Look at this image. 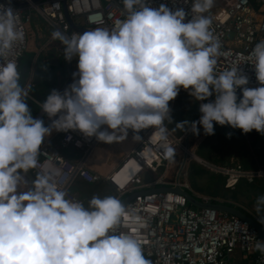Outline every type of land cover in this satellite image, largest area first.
<instances>
[{
  "label": "clouds",
  "instance_id": "obj_1",
  "mask_svg": "<svg viewBox=\"0 0 264 264\" xmlns=\"http://www.w3.org/2000/svg\"><path fill=\"white\" fill-rule=\"evenodd\" d=\"M213 2L192 0V18L185 22L183 8L122 0L126 16L111 28L70 35L53 31L51 38L64 45V59L78 60L73 82L63 92L52 89L40 104L51 119L48 126L33 117L17 64L4 59L24 40V32L13 9L0 3V264H151L134 236L116 232L126 216L118 198L93 196L85 207L66 198L48 171L20 190L53 130L79 131L111 144L126 139L129 130L140 141L141 130L157 129L159 148L171 158L175 149L163 125L172 122L169 102L182 87L196 101L213 93L215 98L199 104L198 121L177 126L187 124L196 135L202 127L205 135H213L215 122L264 134V40L249 53L260 86L247 87L249 78L239 65L217 73L220 45L204 15ZM89 19L98 22L99 16ZM261 209L264 195L256 199L257 212ZM258 220L264 224V217ZM255 248L264 254V240H257Z\"/></svg>",
  "mask_w": 264,
  "mask_h": 264
},
{
  "label": "built area",
  "instance_id": "obj_2",
  "mask_svg": "<svg viewBox=\"0 0 264 264\" xmlns=\"http://www.w3.org/2000/svg\"><path fill=\"white\" fill-rule=\"evenodd\" d=\"M0 3L13 9L17 26L24 32V40L15 43L4 57L5 60H14L18 70L28 52L30 37L36 35L42 40L36 21L42 20L53 31L59 29L70 35L97 27L111 28L115 20L126 16L122 0H0ZM148 3L154 8L161 4L172 10L183 8L187 13L185 22L192 18V0H148ZM204 15L211 19L210 30L220 45L215 71L219 73L239 65L249 78L247 87L260 86L249 53L256 43L264 40V0H231ZM91 16H99V21H90ZM57 41L49 39L50 44ZM77 60L75 57L70 61L71 64L74 62V72L77 71ZM3 62L0 58V63ZM237 94L242 95L240 89ZM166 134L168 143L175 149L173 157L164 156L159 148L160 133L151 129L110 174L102 176L89 167L100 141L72 130L58 132L45 138L37 167L29 171L34 178L41 171L54 174L58 187L66 191V198L83 205L84 200L74 191L78 182L96 184L105 181L115 197L122 200L131 194L165 185L167 178L164 179L163 173L149 182H145L143 176L158 174L161 169L166 172L173 161H176L177 168L171 178L172 189L179 186L185 191L191 190L186 183L180 182V178L192 163L221 176L226 190L236 189L243 181L252 184L264 180V164L254 171L246 170L237 162L219 166L191 151L189 139L197 136L192 131L176 137L166 129ZM29 186L30 180L24 175L20 190L26 191ZM202 201L216 202L214 198H202ZM125 208L126 216L116 232L134 236L151 264H237L233 259L237 253L250 264H264V254L255 248L257 240L264 239L255 228L226 212L196 209L184 195L175 191L137 195Z\"/></svg>",
  "mask_w": 264,
  "mask_h": 264
},
{
  "label": "crops",
  "instance_id": "obj_3",
  "mask_svg": "<svg viewBox=\"0 0 264 264\" xmlns=\"http://www.w3.org/2000/svg\"><path fill=\"white\" fill-rule=\"evenodd\" d=\"M36 22L41 29L40 36L42 40L37 39L36 35L30 37L28 52L23 57L20 65V68L23 67V69L20 70L19 68L18 72L20 75L19 83L28 93L26 102L28 105L33 103L40 107L41 102L38 100V96L45 98L52 89L63 92V90L73 82L74 62L71 64L70 61L65 60L66 65L63 64L64 46L61 43L57 44L59 41L50 44L49 39L51 38V34L48 33L49 28L42 20ZM39 44L42 45L41 48ZM51 59L59 61L57 64L56 61H53L54 64H51ZM23 61L24 63L22 65ZM214 98L215 96H211L205 101H196L189 94L188 90L181 87L177 97L169 102L172 122L166 120L163 126L176 137L185 136V134L191 131L190 128L186 129L188 125L186 124L183 127H179L176 124L184 121H198L202 115L199 111V104L209 102L210 100H214ZM32 115L36 119H42L45 126L51 124V119L47 117L42 110L32 112ZM151 129L152 128L143 129L138 133L141 136V140ZM200 129L203 128L200 127ZM75 132L79 133V131ZM228 133H231L230 138L227 135ZM56 134H58V131L53 130L51 135L47 138L53 137ZM134 135L135 133L129 130L127 138L123 141L113 142L111 144L100 142L89 162L90 169L102 176L110 174L125 156L141 142V140H134ZM188 144L195 155H197L196 151L201 145H206L205 147L209 150L208 154L214 159L208 160V162L219 166L230 165L237 162L246 170L254 171L264 164V134L256 130L243 133L240 129H233L228 125L221 126L214 122L213 135H205L203 131L199 135L191 137ZM65 153L67 154L68 152L65 151ZM199 158L203 159V157ZM176 168V161H173L169 170L166 172L164 169H161L158 171V174H145L143 179L145 182L153 181L154 178H158L160 174L163 173L164 179L166 180L167 178V183L165 182V185L159 186L158 189L172 188L171 178L174 177V169L176 170ZM201 168L204 169L203 167ZM189 170L190 166L180 178V182L186 183L191 188L188 192L199 201H202V198H214L217 203L240 210L258 222V219L264 217V209H261L259 212L256 210L257 197L264 195V180H257L252 184L243 181L234 190L224 189L225 193L218 191L216 194L211 195L203 192L206 188L205 183L201 180H195L194 185H190L187 180ZM204 170L210 173L206 169ZM210 174L218 176L212 173ZM222 182L224 188V179ZM74 191L84 200L85 207H88L89 200L96 193L100 198L112 195L115 196L111 186L105 181L96 184H88L81 181L76 184ZM262 225L264 226V224ZM233 259L237 264H250L247 260L242 258L240 253H237Z\"/></svg>",
  "mask_w": 264,
  "mask_h": 264
},
{
  "label": "water",
  "instance_id": "obj_4",
  "mask_svg": "<svg viewBox=\"0 0 264 264\" xmlns=\"http://www.w3.org/2000/svg\"><path fill=\"white\" fill-rule=\"evenodd\" d=\"M69 22L72 24L74 27L73 23L71 22L70 18L68 17ZM83 32V30H81ZM53 61H56V64L59 60L56 59H51L50 63L54 64ZM213 96H215V93H213ZM238 98L241 96L240 94H237ZM29 180H30V186L31 187V181H33L35 178L32 175L30 171H28L27 174H25ZM168 191H175L176 193L182 194L186 197L188 203L193 206L194 208L197 209H213L217 211H222L229 213L233 216L238 217L239 219L247 222L250 226L256 229V231L259 233V235L264 239V226L259 223L257 220L254 218L248 216L244 212L237 210L235 208H231L228 206H225L224 204H219L217 202H209V203H204L202 201H199L197 198H195L191 193L188 191L183 190L181 187L177 186L176 188H159V189H154V190H147V191H141L137 192L134 194H131L125 198L122 203L126 206L129 202H131L137 195H143V194H150V193H155V192H168Z\"/></svg>",
  "mask_w": 264,
  "mask_h": 264
},
{
  "label": "rangeland",
  "instance_id": "obj_5",
  "mask_svg": "<svg viewBox=\"0 0 264 264\" xmlns=\"http://www.w3.org/2000/svg\"><path fill=\"white\" fill-rule=\"evenodd\" d=\"M231 0H214L212 7L208 11H214L215 9L225 6L228 2ZM207 11V12H208ZM53 30L49 28L48 33H52ZM60 42H57L59 44ZM24 61L22 62L23 65ZM63 64L66 65L65 59L63 60ZM66 68V67H65ZM23 67L20 68L22 70ZM66 76V74H65ZM65 78V77H64ZM206 145H201L198 150L196 151V154L199 157H203L205 160H214L211 155L208 154L209 150L205 147ZM188 182L190 185H194L195 180H201L203 183H205L206 190H203V192H206L207 194H216L218 191L225 193V190L223 188V179L222 177L213 176L210 173H207L204 169H202L200 166H198L195 163L190 164V170L188 172L187 177ZM75 189V188H74ZM97 196V193L94 195ZM114 196V195H112ZM115 197V196H114ZM127 198V197H125ZM123 198L120 200L121 202L125 199Z\"/></svg>",
  "mask_w": 264,
  "mask_h": 264
},
{
  "label": "trees",
  "instance_id": "obj_6",
  "mask_svg": "<svg viewBox=\"0 0 264 264\" xmlns=\"http://www.w3.org/2000/svg\"><path fill=\"white\" fill-rule=\"evenodd\" d=\"M46 98V97H45ZM45 98H41V96H38V100L42 103L43 102V100L45 99ZM29 108H30V110H31V112H36L37 110H41L40 109V107H38L37 105H35V104H33V103H31V104H29Z\"/></svg>",
  "mask_w": 264,
  "mask_h": 264
}]
</instances>
